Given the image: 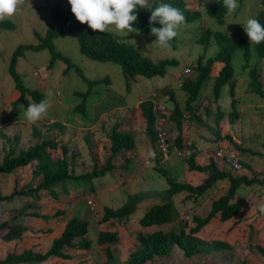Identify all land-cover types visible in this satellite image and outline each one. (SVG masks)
Returning a JSON list of instances; mask_svg holds the SVG:
<instances>
[{"label": "rangeland", "instance_id": "obj_1", "mask_svg": "<svg viewBox=\"0 0 264 264\" xmlns=\"http://www.w3.org/2000/svg\"><path fill=\"white\" fill-rule=\"evenodd\" d=\"M59 8L67 9L68 0H51ZM186 0L187 5L201 12V17L186 23L178 30L174 47H162L154 44L156 38L146 34L110 32L127 39L140 49L144 55L153 61L175 58L178 64L168 66L163 76L144 77L141 75L129 78L128 83L118 64L100 62L87 58L79 51L74 34L64 33L54 40L56 48L68 56L88 79H99L104 76L110 78L109 84H101L91 90L85 101L83 109L77 105L81 102L78 92L87 90V83L79 74L70 69L63 73L66 67L61 60L48 66L50 54L46 49L39 51L27 50L18 58L16 69L21 75L24 84L43 92L44 99L49 100L50 108L47 115L30 123L23 116L20 105H13L19 92L14 87L13 80L7 71L10 56L18 44L37 43L34 34L37 31L43 35L47 28L53 26L49 10L39 11L38 7L45 0H24L21 11L11 18L15 27L12 29L0 28V162L11 146L15 149L28 148L35 141L41 139H54L65 144L68 152L69 168L73 174L79 175L100 169L105 165L109 155V135L114 125L123 131L131 132L134 136L135 147L130 150H121L112 160L115 167L104 176L94 178L91 185L70 187L64 192L58 186L59 199H53L42 190L38 201L26 197H16L12 201H3L0 206V223L7 221L14 224L17 221L29 227L18 239L4 241L0 238V259L6 253H19L24 249L44 252L51 244L53 238L59 236L67 219L79 216L88 221L86 238L90 241L88 248L65 247V253L71 257L61 259L50 258L42 264H103L105 262L104 248L109 246L112 253L124 262L129 254L138 246L137 234H147L157 229L177 227L181 221L193 225L192 216H204L211 207V202L223 194L229 182L218 181L209 192L197 199L185 198V193L176 194L174 203L179 210L180 217L172 223L161 226L143 227L139 224L140 217L156 200L149 199L141 202L138 208L123 221L109 220L102 222L101 217L105 206L112 208L120 206L127 194L140 189L165 188V178L157 171V167L164 168L170 176L177 181H186L192 184L199 183L206 173L190 171L186 168V157L176 154L179 149L174 144L177 130L175 123L167 119L164 123L170 141L171 155L169 160L161 161L156 151L155 142L145 129L144 118L140 110V101L147 98L152 92L162 93L173 86V72H180L184 67L190 69L198 56L208 57L214 54L217 46L212 39L209 47L204 50L197 42V38L205 27L219 30L230 37L243 38L248 41L243 24L248 18H255L261 9V0L238 1L239 7L229 15L226 13L222 22L206 13V7L215 0H194L198 6ZM193 1V2H194ZM199 2V4H198ZM71 37V38H69ZM250 65L255 66L264 92V57H260L253 44L250 45ZM244 59L242 51L236 48L232 54L231 64L234 69L235 98L238 116L231 121V111L228 84L220 91L219 106L213 100L212 86L221 64H214L208 79L203 83L197 99L191 103L190 112L183 109L188 120L183 118V151L198 147L199 155L195 159L199 164H205L212 157L214 149L223 144L233 146L227 138H216L209 127L220 132L221 137L228 135L242 151L236 148L240 158L248 167L233 174H245L248 177L258 175L264 179V99L250 87L249 70L243 69ZM191 76H194L193 70ZM175 85V84H174ZM177 103L181 108L187 97L186 92L180 88H172ZM52 95L49 96L48 93ZM168 111H172L173 101L161 99ZM218 108V109H217ZM221 114L218 119V114ZM199 120L201 122H199ZM59 123L60 126H53ZM192 144V146H191ZM17 146V147H16ZM53 157L61 155V150H53ZM202 152V153H201ZM207 163V162H206ZM35 164L32 162L24 167H18L10 174H0V191L2 194L11 193L15 183L19 187L27 184L31 186V173ZM227 167L219 163V167ZM261 175V176H260ZM42 180L37 178L36 181ZM235 199L242 200L241 210L226 221L213 219L197 234L200 239L212 242L224 241L230 248L212 250L186 257L177 245L172 246L167 255L155 256L145 264H264V256L256 249L257 245L264 247V213L259 209L264 205V186L254 184L242 185L237 189ZM90 200L94 210L90 209L87 201ZM32 204L23 212V206ZM63 210L62 215L51 216L57 210ZM37 212L46 217L29 216L28 213ZM253 225V228L249 227ZM116 231L118 240L115 243L99 244L100 231ZM6 230H0L2 235Z\"/></svg>", "mask_w": 264, "mask_h": 264}, {"label": "trees", "instance_id": "obj_2", "mask_svg": "<svg viewBox=\"0 0 264 264\" xmlns=\"http://www.w3.org/2000/svg\"><path fill=\"white\" fill-rule=\"evenodd\" d=\"M238 1L241 2L242 0ZM160 3H168L174 7H179L186 17V23L193 22L201 17V12L196 8L188 6L186 0H148L149 6L147 8L137 9L138 19L133 24V27L140 29L139 33L154 37L151 35V27H162L159 22L154 25L149 24L151 11L159 6ZM38 10H49L53 26L47 28L43 35H40L37 31L34 32L38 40L37 43L18 44L13 50L7 67V71L13 80L14 87L19 92V96L13 101V105L23 104L24 107L27 108L30 102L39 103L41 100H44L43 92L35 88L27 87L16 69L18 58L23 56L27 50L39 51L46 49L50 54L48 62L49 67H52L55 61L61 60L66 65L63 70L64 74L70 71V69H74L81 79L87 83V90L78 92L81 96V102L77 105L79 109H83L85 101L90 96L91 90L94 87L110 83V78L107 75L99 79H88L83 74L81 68L56 48L54 40L64 33L75 35L79 51L87 58L100 62L118 64L121 67V71L127 83L129 82V78H135L137 75L147 78L163 76L168 66H175L178 64L175 58L161 59L156 62L153 61L151 58L144 55L133 43L127 40L130 38V35L119 37L110 31L108 33L94 32L87 24H81L75 18L71 11L70 4L67 9H61L51 0H45V3L39 6ZM206 13L214 17L218 22H222L227 13L223 0H215L210 3L206 7ZM255 18L258 19L261 24H264V0H261V9ZM14 27L15 24L9 19L0 21V28L12 29ZM212 39L217 46L216 52L208 57H204V55L198 56L195 64L191 68L190 75L183 81L180 87V90H183L187 94L184 107L181 108L177 103L172 88L162 93L163 95H168V99L173 101V108L168 120L171 119L175 123L177 134L174 144L179 150L183 149L182 119H188L189 117H186L183 113V109L193 115L191 103L197 99L203 83L208 79L213 65L217 62L221 63L222 66L218 70L213 82V100L218 107L221 88L228 84L229 95L231 96L230 106L232 108L229 112V119L233 121L237 118V101L235 98V81L233 78L234 69L231 64L232 54L236 48L242 51L244 59L242 68H248L249 70L251 89L264 99V92L257 69L255 66L250 65V41L243 38L230 37L219 30L213 31L205 27L197 38V42L206 50ZM176 40L177 36L170 41V47L175 46ZM253 46L257 54L260 57H264V42L258 45L253 44ZM192 70L194 73L193 77L191 76ZM139 106L144 118L146 132L155 142L152 102L146 99L140 102ZM220 115L219 113L216 119H218ZM199 122L201 121L199 120ZM56 125L60 126L59 123H53V126ZM209 129L215 133L216 138H227L233 143L234 148L236 147L245 152L248 151V149L240 148L230 136L225 135L221 137L218 130L212 127H209ZM109 141V155L105 165L100 169H93L91 172L79 175L73 174L72 170L69 168V161L66 156L68 149L66 145L60 144L54 139L45 138L37 140L28 148L15 149V146H11L0 162V174H10L16 168L24 167L33 162L35 166L31 173V181H35V183L32 186L27 184L23 187H18L15 183L11 193L7 195L2 194L0 191V206L3 201H12L16 197H26L30 198L32 201H38L42 197L40 195L42 190L46 191L50 197L56 200L59 199L58 186L64 192H68L70 187L91 185V181L94 178L104 176L115 167L112 160L121 150H130L135 147L133 134L128 131H123L118 125L112 127ZM58 147L61 150V155L54 158L52 151L57 150ZM156 151L158 153L157 148ZM184 163L186 168L190 171L206 173L199 183L192 184L186 181H177L176 178L170 176L164 168L158 166L157 171L165 178L167 185L165 188L140 189L127 194L124 202L120 206L115 208L109 206L104 207L101 221H123L138 208L141 202L153 199L157 202L153 203L144 212L139 219V224L143 227H150L153 225L161 226L166 223H172L180 217L179 210L174 203V196L176 194L185 193V198L195 201L205 196L209 190L221 180H227L229 182L226 191L211 202V207L206 215L192 216L193 225H188V223L183 220L177 227H171L166 230L157 229L147 234L139 232L137 234L138 246L129 254L128 259L124 262H121L120 259L112 253L108 245L105 246V262H103V264H145L155 256L167 255L174 245L179 246L186 257H192L202 252L207 253L212 250H223L231 247L229 243L220 240H214L212 242L204 241L196 236V234L215 218L220 221H226L236 215L242 208V200L235 199L237 189L242 185L250 186L259 184L264 186V179L255 174L251 177L245 174H233L230 168H220L213 157H210L207 163L199 164L195 159L194 152L184 159ZM242 165L243 167H248L245 161L242 162ZM38 177L42 180L36 181ZM32 206V204L23 206L21 211L23 212V210ZM63 213L64 211L61 209L57 210L51 216L62 215ZM28 215L34 217L48 216L41 215L37 212H30ZM19 220L20 221L14 224H9L7 221L0 223V230H6L0 235V238L4 241H11L20 238L23 233L29 231L30 228L22 224L21 219ZM249 227L253 228V225L249 224ZM87 232L88 221L77 215L72 216L66 220L59 236L53 238L51 244L44 252L32 251L31 249H24L19 253L8 252L4 258L0 259V264H42L48 259L55 257L69 259L71 256L65 253L64 248H88L90 246V241L86 238ZM97 240L99 244L115 243L118 240V235L116 231L103 230L99 232ZM256 249L264 256V247L257 245ZM201 264L208 263L203 262Z\"/></svg>", "mask_w": 264, "mask_h": 264}, {"label": "clouds", "instance_id": "obj_3", "mask_svg": "<svg viewBox=\"0 0 264 264\" xmlns=\"http://www.w3.org/2000/svg\"><path fill=\"white\" fill-rule=\"evenodd\" d=\"M68 2L71 5L72 13L81 24H87L94 32L100 33H108L115 29L120 33L126 31L129 34L133 32L139 34L140 29L133 27L138 19L137 9L149 6L148 0H68ZM23 3L24 0H0V21L11 18L20 12ZM223 4L229 15L239 7L238 0H223ZM157 22L162 27H151V35L156 37L154 44L158 43L162 47H169L170 41L178 35L179 28L186 23V17L179 7L160 3L151 11L149 19L150 25ZM243 26L251 44L258 45L264 42V24H261L258 19L248 18ZM171 88H174V82ZM48 95L51 96L52 93L49 92ZM160 98L168 100V95L160 94ZM50 106L47 99L41 100L39 103L30 102L22 114L28 122L36 123L47 115ZM20 109H24L23 104L20 105ZM193 149L196 157L198 149L197 147ZM217 165L219 164L217 163ZM259 210L264 213V205H261Z\"/></svg>", "mask_w": 264, "mask_h": 264}, {"label": "built area", "instance_id": "obj_4", "mask_svg": "<svg viewBox=\"0 0 264 264\" xmlns=\"http://www.w3.org/2000/svg\"><path fill=\"white\" fill-rule=\"evenodd\" d=\"M191 73V69L189 67H184L180 72H173L172 78L175 87H180L184 78L189 76ZM159 92L151 93L144 100H150L152 102V111L154 114V130H155V145L159 153V158L161 161L169 160V156L171 155L170 151V142L168 141L167 132L164 126L165 121L169 118L170 111H168V107L160 101ZM165 97V96H164ZM140 101V102H142ZM183 150H179L176 154L188 157L194 149H188L185 152ZM213 159L219 164L226 165L232 171L238 172L243 169L242 158H240L238 151L229 144H223L214 149L212 154ZM90 205V209L94 210L93 204L90 200L87 201Z\"/></svg>", "mask_w": 264, "mask_h": 264}, {"label": "crops", "instance_id": "obj_5", "mask_svg": "<svg viewBox=\"0 0 264 264\" xmlns=\"http://www.w3.org/2000/svg\"><path fill=\"white\" fill-rule=\"evenodd\" d=\"M193 1H194V0H192L191 3L194 4L195 7L198 6V5L196 4V1H194V2H193ZM198 4H199V2H198ZM217 63H218V64H221V63H219V62H217ZM217 63H215V64H217ZM221 66H222V64H221ZM221 66H220V68H221ZM220 68H219V69H220ZM219 69H218V70H219ZM196 147H197V146H196ZM197 149H198V147H197ZM198 150H199V149H198ZM198 150H197V154H196V155H199V154H200ZM201 153H202V152H201ZM206 162H208V160H206ZM206 162H205V163H206ZM218 166H219V165H218ZM243 169H244L245 171H247V170H246V167H243ZM243 169H242V170H243ZM247 172H249V171H247Z\"/></svg>", "mask_w": 264, "mask_h": 264}]
</instances>
